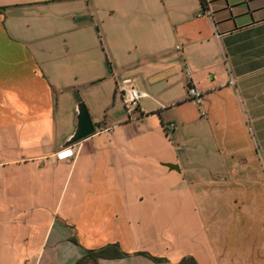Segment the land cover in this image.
I'll use <instances>...</instances> for the list:
<instances>
[{
  "label": "crops",
  "instance_id": "0c3cea01",
  "mask_svg": "<svg viewBox=\"0 0 264 264\" xmlns=\"http://www.w3.org/2000/svg\"><path fill=\"white\" fill-rule=\"evenodd\" d=\"M109 244L264 264V0H0V264Z\"/></svg>",
  "mask_w": 264,
  "mask_h": 264
},
{
  "label": "trees",
  "instance_id": "16d2710c",
  "mask_svg": "<svg viewBox=\"0 0 264 264\" xmlns=\"http://www.w3.org/2000/svg\"><path fill=\"white\" fill-rule=\"evenodd\" d=\"M77 102H80V100L77 99ZM125 256H127V254L122 252L117 244H109L97 250L86 251L85 254L75 262V264H98L99 260H114ZM151 259L156 263L162 262V259L159 258L152 257ZM180 264H195V262L192 258H184Z\"/></svg>",
  "mask_w": 264,
  "mask_h": 264
},
{
  "label": "built area",
  "instance_id": "2783aa9c",
  "mask_svg": "<svg viewBox=\"0 0 264 264\" xmlns=\"http://www.w3.org/2000/svg\"><path fill=\"white\" fill-rule=\"evenodd\" d=\"M146 97L147 94L144 91L132 87L122 89V100L125 105L126 111L129 113L137 106V103L141 99ZM187 97L191 99L196 105L200 104L201 94L197 92L194 87L189 86L187 88ZM70 155V150L66 149L65 151H62L58 154V158L62 160L69 157Z\"/></svg>",
  "mask_w": 264,
  "mask_h": 264
},
{
  "label": "water",
  "instance_id": "95a60500",
  "mask_svg": "<svg viewBox=\"0 0 264 264\" xmlns=\"http://www.w3.org/2000/svg\"><path fill=\"white\" fill-rule=\"evenodd\" d=\"M76 112V127L72 136L65 143V146H70L87 138L88 136L92 135L96 129L92 124L88 112L82 102L77 103ZM165 166L171 170L176 169L175 166L169 164H165Z\"/></svg>",
  "mask_w": 264,
  "mask_h": 264
}]
</instances>
